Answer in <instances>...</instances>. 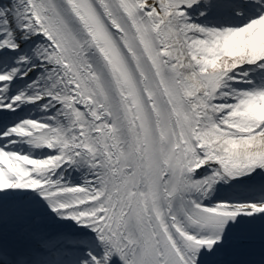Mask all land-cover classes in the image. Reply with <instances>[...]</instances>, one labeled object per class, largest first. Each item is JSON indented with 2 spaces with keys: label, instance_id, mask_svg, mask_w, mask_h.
Instances as JSON below:
<instances>
[{
  "label": "snow or ice",
  "instance_id": "1",
  "mask_svg": "<svg viewBox=\"0 0 264 264\" xmlns=\"http://www.w3.org/2000/svg\"><path fill=\"white\" fill-rule=\"evenodd\" d=\"M0 264H264V0H0Z\"/></svg>",
  "mask_w": 264,
  "mask_h": 264
}]
</instances>
